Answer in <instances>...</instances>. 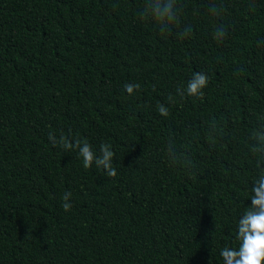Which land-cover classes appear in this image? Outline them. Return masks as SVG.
Returning a JSON list of instances; mask_svg holds the SVG:
<instances>
[{"label":"trees","instance_id":"trees-1","mask_svg":"<svg viewBox=\"0 0 264 264\" xmlns=\"http://www.w3.org/2000/svg\"><path fill=\"white\" fill-rule=\"evenodd\" d=\"M180 2L161 35L137 19L144 0H0V264H223L237 246L264 115V0H215L220 17L213 0ZM194 71L210 77L204 95L181 98ZM69 130L97 155L111 144L117 176L48 139ZM169 140L191 167L169 163Z\"/></svg>","mask_w":264,"mask_h":264},{"label":"clouds","instance_id":"clouds-1","mask_svg":"<svg viewBox=\"0 0 264 264\" xmlns=\"http://www.w3.org/2000/svg\"><path fill=\"white\" fill-rule=\"evenodd\" d=\"M225 12V6L217 4L215 0L208 6V13L214 17H220ZM182 14V5L180 0H144L143 6L136 12L137 19L142 22L153 23L159 34L169 33L172 27L179 24ZM192 34V26L187 25L177 32L180 39L189 38ZM227 35V30L221 26L215 27L213 30V39L222 42ZM259 43V42H258ZM210 77L202 71H194L186 84L177 88V94L184 98L203 97L204 89L209 84ZM141 85L139 83L126 82L123 85V91L129 96L139 91ZM168 102L172 103L173 98L170 95ZM157 111L160 115L167 117L169 108L164 103L157 104ZM224 128L213 120L207 128V137L214 145L217 138L223 139ZM49 141L55 146L59 145L66 151L77 150L78 157L82 160L85 169H89L95 164L98 169H103L108 177L115 178L117 169L113 166L112 161L115 152L112 145L101 142L99 145V153L97 155L93 151V146L87 138L73 139L71 130L69 135L63 132L59 139L52 133L48 134ZM247 146L249 154L254 157L255 175L250 182V204L238 217L236 223L235 248L225 246L220 250V256L223 264H264V115L258 118L257 125L248 133ZM169 163L172 166L183 165L191 167L190 154L187 150H178L174 141L169 140L166 149ZM71 193L66 192L62 196V209L67 212L72 208L70 203Z\"/></svg>","mask_w":264,"mask_h":264}]
</instances>
